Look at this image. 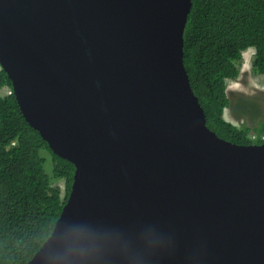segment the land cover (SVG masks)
<instances>
[{"label": "water", "instance_id": "water-1", "mask_svg": "<svg viewBox=\"0 0 264 264\" xmlns=\"http://www.w3.org/2000/svg\"><path fill=\"white\" fill-rule=\"evenodd\" d=\"M193 0H0V65L74 163L27 264H264V143L208 127L184 63Z\"/></svg>", "mask_w": 264, "mask_h": 264}, {"label": "trees", "instance_id": "trees-1", "mask_svg": "<svg viewBox=\"0 0 264 264\" xmlns=\"http://www.w3.org/2000/svg\"><path fill=\"white\" fill-rule=\"evenodd\" d=\"M264 74V0H193L184 33V63L207 125L239 144L264 143V122L237 126L224 117L228 80L239 77L243 54ZM10 89L11 94L1 91ZM252 131L255 136H252ZM42 150L53 156L46 173ZM75 165L58 156L24 117L7 72L0 70V264H27L53 232L69 197ZM53 179L65 181V194Z\"/></svg>", "mask_w": 264, "mask_h": 264}, {"label": "rangeland", "instance_id": "rangeland-1", "mask_svg": "<svg viewBox=\"0 0 264 264\" xmlns=\"http://www.w3.org/2000/svg\"><path fill=\"white\" fill-rule=\"evenodd\" d=\"M254 48H249L243 54L241 72L238 78L228 80L227 91L230 97V105L226 108L224 117L237 126L249 125L256 127L259 121L264 122V74L254 71L252 61ZM0 65V70H1ZM7 92L6 89L1 91ZM256 134L252 131V136ZM45 157V171L52 176L53 156L48 150H42ZM53 185L59 186L62 194H65V181L63 179H53Z\"/></svg>", "mask_w": 264, "mask_h": 264}, {"label": "built area", "instance_id": "built-area-1", "mask_svg": "<svg viewBox=\"0 0 264 264\" xmlns=\"http://www.w3.org/2000/svg\"><path fill=\"white\" fill-rule=\"evenodd\" d=\"M7 90V93L8 94H11L12 93V91L8 88V89H6Z\"/></svg>", "mask_w": 264, "mask_h": 264}]
</instances>
